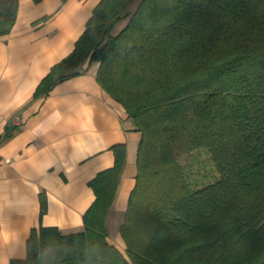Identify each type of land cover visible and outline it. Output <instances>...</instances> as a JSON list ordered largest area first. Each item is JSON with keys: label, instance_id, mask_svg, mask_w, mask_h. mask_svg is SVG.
<instances>
[{"label": "trees", "instance_id": "trees-1", "mask_svg": "<svg viewBox=\"0 0 264 264\" xmlns=\"http://www.w3.org/2000/svg\"><path fill=\"white\" fill-rule=\"evenodd\" d=\"M17 8L0 0V36ZM92 63L101 90L141 135L118 228L124 252L104 227L119 145L114 165L88 182L94 200L83 230L33 228L25 258L10 264H264V0H100L31 100Z\"/></svg>", "mask_w": 264, "mask_h": 264}, {"label": "crops", "instance_id": "crops-1", "mask_svg": "<svg viewBox=\"0 0 264 264\" xmlns=\"http://www.w3.org/2000/svg\"><path fill=\"white\" fill-rule=\"evenodd\" d=\"M99 1L18 0L15 23L0 36V139L11 134L0 144V264L25 258L33 228L82 231L94 200L88 182L114 165L119 145L125 155L104 227L107 241L124 252L119 231L107 227L123 221L141 135L95 81L98 63L31 100L50 68L72 52Z\"/></svg>", "mask_w": 264, "mask_h": 264}, {"label": "rangeland", "instance_id": "rangeland-1", "mask_svg": "<svg viewBox=\"0 0 264 264\" xmlns=\"http://www.w3.org/2000/svg\"><path fill=\"white\" fill-rule=\"evenodd\" d=\"M136 7V2H134L130 7H129V10H133L134 8ZM124 22H120L118 23L116 26H114L113 30H112V34L113 35H116L121 29L122 27L124 26ZM204 159V158H203ZM108 230L109 232L112 231L113 233H115V231L117 230L118 231V226L117 225H111L110 226L108 225ZM112 229V230H111Z\"/></svg>", "mask_w": 264, "mask_h": 264}]
</instances>
